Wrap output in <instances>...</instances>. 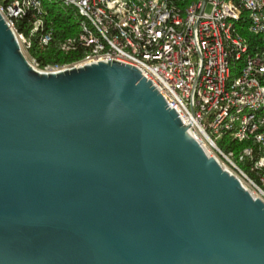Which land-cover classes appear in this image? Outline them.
Wrapping results in <instances>:
<instances>
[{
	"label": "water",
	"instance_id": "95a60500",
	"mask_svg": "<svg viewBox=\"0 0 264 264\" xmlns=\"http://www.w3.org/2000/svg\"><path fill=\"white\" fill-rule=\"evenodd\" d=\"M0 264H264V200L139 68L41 72L0 11Z\"/></svg>",
	"mask_w": 264,
	"mask_h": 264
},
{
	"label": "built area",
	"instance_id": "2783aa9c",
	"mask_svg": "<svg viewBox=\"0 0 264 264\" xmlns=\"http://www.w3.org/2000/svg\"><path fill=\"white\" fill-rule=\"evenodd\" d=\"M59 1L82 17L80 31L63 38L60 49L81 56L42 67L29 53L32 35L42 47L55 35L42 0H0L35 69L113 60L136 66L208 154L264 200V41L250 42L240 31L247 22L248 32L264 40V0H196L184 11L178 0ZM29 13L30 36L15 23ZM224 137L246 144L236 149Z\"/></svg>",
	"mask_w": 264,
	"mask_h": 264
},
{
	"label": "trees",
	"instance_id": "16d2710c",
	"mask_svg": "<svg viewBox=\"0 0 264 264\" xmlns=\"http://www.w3.org/2000/svg\"><path fill=\"white\" fill-rule=\"evenodd\" d=\"M195 1L196 0H178V4L184 11ZM42 2L44 9L47 12V20H49L55 28V35L53 41L46 47L40 45L39 34L32 35L31 38L33 44L29 50L30 55L36 58L42 67L47 64H63L80 58L81 53L79 52L64 53L60 49V41L63 38L76 35L80 31L82 17L79 15L76 8L66 6L59 0H42ZM32 21L33 16L31 13L17 18L15 20L17 30L30 36ZM246 25L247 22L245 23V27L240 28L241 33L247 37L250 42L262 44L264 40L260 36L249 33L246 29ZM223 141H229V143H231L233 147H236V149L243 147L246 144L236 143L232 139L229 140L228 137H224Z\"/></svg>",
	"mask_w": 264,
	"mask_h": 264
},
{
	"label": "rangeland",
	"instance_id": "374dc122",
	"mask_svg": "<svg viewBox=\"0 0 264 264\" xmlns=\"http://www.w3.org/2000/svg\"><path fill=\"white\" fill-rule=\"evenodd\" d=\"M22 50H23L24 54L27 56L28 53H27V51L25 50V48L23 46H22Z\"/></svg>",
	"mask_w": 264,
	"mask_h": 264
}]
</instances>
